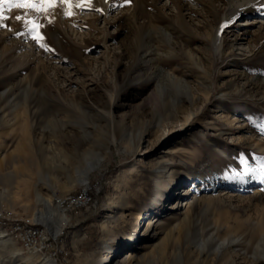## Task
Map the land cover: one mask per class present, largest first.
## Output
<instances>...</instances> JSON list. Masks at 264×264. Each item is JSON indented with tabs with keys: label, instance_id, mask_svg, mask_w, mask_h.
I'll use <instances>...</instances> for the list:
<instances>
[{
	"label": "rangeland",
	"instance_id": "1",
	"mask_svg": "<svg viewBox=\"0 0 264 264\" xmlns=\"http://www.w3.org/2000/svg\"><path fill=\"white\" fill-rule=\"evenodd\" d=\"M231 4L4 6L0 192L15 196L0 194V211L53 234L33 220L36 193L52 206L81 195L86 163L103 159L87 174L91 203L64 212L43 256L0 228V264H264V0L225 19Z\"/></svg>",
	"mask_w": 264,
	"mask_h": 264
},
{
	"label": "bare ground",
	"instance_id": "2",
	"mask_svg": "<svg viewBox=\"0 0 264 264\" xmlns=\"http://www.w3.org/2000/svg\"><path fill=\"white\" fill-rule=\"evenodd\" d=\"M73 0H70V2ZM101 4L106 5L108 0H100ZM252 0H232V4L229 8V11L224 15L225 19H228V16L230 14V12L233 11H237L239 12V10H241L243 8V5L245 2H250ZM252 8V7H251ZM253 9V8H252ZM224 39L220 37V27H218L215 31L214 34L212 36V42H213V50L215 53L218 54H222L223 53V43H224ZM178 80V79H177ZM176 81V80H175ZM180 82V80H178ZM185 85V84H184ZM188 88V85L186 83V86ZM135 144V142H134ZM27 150V149H26ZM30 159V158H29ZM29 159L25 156V163H29ZM103 158L101 156L97 157L94 160L88 161L86 163V171L83 174L82 178H81V188H82V196L80 198H78V203L79 205L86 207L88 204V192L90 190V183L87 180V174L93 170L102 160ZM30 161L34 162V159H30ZM26 165V164H25ZM25 172V171H24ZM20 174V172H19ZM17 178H19L18 173L15 171H11V173H8L5 177H3V179H5L7 182H12L15 181ZM18 180V179H17ZM13 183V182H12ZM174 183V179L170 178V179H164L162 181L157 182V186H158V191H157V198H162L164 196V194L172 187V184ZM87 192V193H86ZM0 194L3 197H9V198H14L15 196V192L11 189V188H4L2 190V192H0ZM55 199V205L56 206H52L51 204V200L49 198H44L43 196H41L40 194L36 193L35 195V201H40L43 204H45V211H35L34 212V219L35 221H43L44 223H54V227H53V231L51 230L52 228L48 225L47 228L48 230L52 231L53 234H51L50 232H48L46 229H44L43 227H40L38 225H31L35 228L39 229V232L42 233V235H44L47 239H50L51 241L53 239H56L57 237H59V235H61L62 233H60L63 228L66 226V224L68 223L69 217L64 213H68L71 212V208L69 209H65L63 207V203H64V198L63 195H56L54 196ZM0 213H2V211H0ZM140 218H142V216H138V220H140ZM22 219V218H21ZM135 233V231H134ZM134 233H129L126 234L124 236V239L122 240L124 243H128L132 240H134ZM3 235L0 236H6V234L2 233ZM2 238V237H1ZM21 244V243H20ZM108 243H106L103 248V250H106L107 248H109L107 246ZM101 251V253H102ZM35 254H37L36 252H33ZM43 256V255H41ZM45 257V256H44ZM42 258L41 260V264H55L54 261H51V258ZM105 259V258H103ZM28 260V259H27ZM40 260V259H39ZM98 261V260H97Z\"/></svg>",
	"mask_w": 264,
	"mask_h": 264
},
{
	"label": "built area",
	"instance_id": "3",
	"mask_svg": "<svg viewBox=\"0 0 264 264\" xmlns=\"http://www.w3.org/2000/svg\"><path fill=\"white\" fill-rule=\"evenodd\" d=\"M82 193L79 196H68L64 198L65 209L82 208L83 206L78 203V198L82 196ZM90 203L91 198L88 195L87 206ZM0 228L10 237L19 241L23 249L28 252H36L43 255L52 244V241L42 235L38 228L25 223L22 219L15 218V216H7L6 213H0Z\"/></svg>",
	"mask_w": 264,
	"mask_h": 264
},
{
	"label": "snow or ice",
	"instance_id": "4",
	"mask_svg": "<svg viewBox=\"0 0 264 264\" xmlns=\"http://www.w3.org/2000/svg\"><path fill=\"white\" fill-rule=\"evenodd\" d=\"M56 0H0V22H2L6 17L4 16V6L7 5L9 10L12 8H35L38 12L44 11L45 8L43 6L52 7L54 6ZM64 3H69L70 0H62ZM125 3H130V0H125ZM39 5V6H38ZM81 6V5H77ZM70 13H66L68 15ZM17 21H21L24 19L22 16L17 15L15 17ZM27 23L32 24L30 31L35 32L36 34L33 35V39L37 41L43 40V37L38 33L37 29L40 27L38 24H35L32 21H27ZM2 26V23H0ZM225 25H221V29H223ZM19 34V33H17ZM41 47H46L44 44H41Z\"/></svg>",
	"mask_w": 264,
	"mask_h": 264
}]
</instances>
